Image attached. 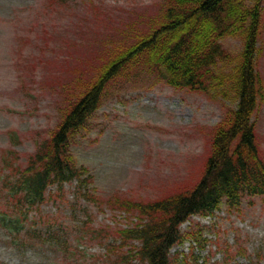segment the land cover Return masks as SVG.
I'll return each mask as SVG.
<instances>
[{
  "label": "rangeland",
  "instance_id": "rangeland-1",
  "mask_svg": "<svg viewBox=\"0 0 264 264\" xmlns=\"http://www.w3.org/2000/svg\"><path fill=\"white\" fill-rule=\"evenodd\" d=\"M161 1L0 0V210L14 202L11 167L25 165L36 141L58 121L65 85L90 74L106 48L146 28ZM261 39L257 68L264 78V27ZM223 45L235 51L240 42L226 38ZM118 88L70 146L73 160L92 173V189L85 195L74 182L63 183L60 198H48L27 214L37 222L31 233L28 226L0 223V264H111L117 255L107 252L106 243L115 241L114 234L98 231L123 227L128 218L107 198H154L198 177L204 136L221 116L220 102L148 80ZM255 122L264 150V100ZM40 216L52 224L49 240ZM180 227H191L204 246L195 239L174 245L170 252L179 259L192 254L210 264L229 249L240 264H264L262 195L237 208L222 203L213 215H192Z\"/></svg>",
  "mask_w": 264,
  "mask_h": 264
},
{
  "label": "trees",
  "instance_id": "trees-1",
  "mask_svg": "<svg viewBox=\"0 0 264 264\" xmlns=\"http://www.w3.org/2000/svg\"><path fill=\"white\" fill-rule=\"evenodd\" d=\"M263 13L264 0H162L146 28L106 48L90 74L65 85L58 121L36 141L25 165L11 167L15 177L9 194L14 202L0 210V223L10 229L28 226L25 232H33L29 228L37 222L27 214L48 198H60L65 182H74L87 195L93 176L73 160L70 146L76 135L86 129L112 88L144 80L165 83L220 102L221 116L204 136L200 173L193 182H181L154 198L111 195V209L128 223L98 232L114 234L115 241L106 243L107 252L117 255L111 264L134 259L142 264H205L206 259L198 263L192 254L179 259L170 252L186 239L204 246L191 227L182 231L180 225L192 215H213L222 203L237 208L246 198L264 196V150L255 122L264 100V78L257 68ZM226 38L238 39L239 48L225 47ZM54 185L56 192L49 193ZM42 217L38 222L48 230L49 240L55 232ZM210 264L240 263L227 249Z\"/></svg>",
  "mask_w": 264,
  "mask_h": 264
}]
</instances>
